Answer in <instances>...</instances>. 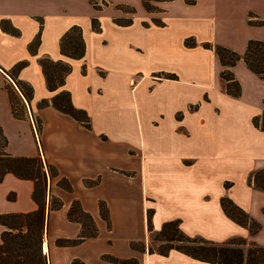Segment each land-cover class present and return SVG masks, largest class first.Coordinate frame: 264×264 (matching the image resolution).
<instances>
[{
    "label": "crops",
    "instance_id": "1",
    "mask_svg": "<svg viewBox=\"0 0 264 264\" xmlns=\"http://www.w3.org/2000/svg\"><path fill=\"white\" fill-rule=\"evenodd\" d=\"M94 1L0 0V127L7 138L5 151L17 157L38 156L45 170L50 164L58 173L56 178L47 175L45 190L42 251L48 264H72L75 260L84 264H119L111 258L132 261L130 264H211L174 248L165 253L151 248L150 233L159 232L165 222L175 220L188 236L216 243L245 238L264 246V191L249 182L251 172L264 166V129L253 123L256 118L261 122L264 80L240 58L230 70L241 92L238 97L228 95L219 77L223 66L213 49L218 44L243 55L249 39L264 40V24L248 23L249 19L264 20V0H243L246 4L242 9L237 5L241 0H197L194 4L184 0L156 1L160 10L156 13L166 14L167 18L162 26H145L130 18H125L131 20L127 25L116 22L130 13L154 14L144 9L142 0ZM238 10L245 14L243 24L236 29L230 26L232 21H227L226 40L222 39L218 36L223 29L220 19ZM93 19L100 31L92 28ZM170 21L192 26L184 29L180 49L182 57H191L184 59L191 63V76L188 78L189 72L182 68L159 71L174 76L157 79L151 75L158 72L138 76V71L128 76L130 93L146 75L153 84L176 82L198 90L194 98L181 96L169 112L161 114L163 121L173 125L166 126L164 144H155L146 138L140 111L137 135L131 134L128 128L118 126L107 103L95 101L97 95L89 82L91 72L102 77L105 73L89 65L96 49L109 43L106 25L113 29H144L164 27ZM74 25L81 29L85 45L80 59L63 55L59 47L61 37ZM37 35L39 43L32 53L29 45ZM186 38L193 40L191 46L184 42ZM44 58L71 66L56 90L47 88L40 64ZM16 81L30 85L31 99L23 96ZM61 91L69 92L75 108L86 111L89 127L52 106L53 97ZM10 96H16L13 106ZM42 101L47 104L40 106ZM108 102L111 106L118 104L113 97ZM106 123H115L114 128ZM237 147L253 151L242 180L229 173L239 165L232 152ZM60 178L66 179L69 189L58 184ZM33 190V180L5 173L0 181V214L35 210L38 205ZM223 196L260 223L259 231L251 234L247 226L226 215L220 202ZM51 197L61 206L50 208ZM74 201L91 216L96 235L75 244L58 245V239H75L81 234V224L67 215ZM100 204L105 207V216ZM5 229L0 224V238Z\"/></svg>",
    "mask_w": 264,
    "mask_h": 264
},
{
    "label": "trees",
    "instance_id": "2",
    "mask_svg": "<svg viewBox=\"0 0 264 264\" xmlns=\"http://www.w3.org/2000/svg\"><path fill=\"white\" fill-rule=\"evenodd\" d=\"M150 1H169V0H142V5L146 11H160L154 7ZM197 0H184L186 4H194ZM123 10L133 9L127 6H121ZM128 11V10H125ZM252 15L250 14V17ZM154 25L162 26L163 22L157 18L153 20ZM250 24L263 25L264 20H257ZM118 24L127 25L131 22L116 20ZM148 26L147 23H144ZM92 28L95 31H100V26L96 20H92ZM39 43V35L29 45L32 53L35 52L36 46ZM192 43L186 45L191 46ZM60 52L74 59H80L84 56L85 45L82 38L81 29L78 26L70 27L66 33L61 37L59 42ZM205 47H210L208 44ZM213 49L218 57V60L223 66L219 72V77L225 82V92L233 97H238L241 92L240 84L234 77L230 67L242 58L247 68L257 74L264 80V40L249 39L243 55L238 54L231 48L214 45ZM43 73L46 79V85L49 90H56L64 83L65 76L70 72L71 66L65 61H53L48 58L40 60ZM22 63L16 66L18 69ZM170 75L169 77H173ZM16 84L23 94L29 100L32 97V88L30 85L16 81ZM13 97L10 96V101L13 106ZM46 101H42L40 106H45ZM52 106L78 120L82 125L89 127L90 120L85 110L75 108L71 101L70 95L67 91L57 93L52 99ZM14 114L16 112L13 110ZM38 124L39 121L37 120ZM254 125L260 126L264 129V108L260 124L258 119L253 120ZM7 138L0 127V181L5 173H12L20 178H28L34 182V190L32 193L33 199L36 201L38 207L27 213H10L0 214V224H3L6 229L2 232L0 238V264H48V257L42 251L43 232L45 226V190L47 184V175L50 178L58 176L57 170L54 166L47 164L44 169V164L40 157H17L12 156L5 151ZM250 184L259 190L264 191V166L257 168L249 175ZM58 184L69 189L68 182L65 178L58 179ZM221 206L230 218L239 224L245 225L249 228L251 234L256 233L260 229V223L250 218L241 208H239L231 199L226 196L220 199ZM61 203L56 198L51 197L50 208L60 207ZM101 213L105 216V207L100 204ZM68 218L77 221L81 224V234L75 239H58V245L75 244L86 237L96 235V227L91 216L82 210L79 203L74 201L68 211ZM149 216V212H148ZM148 228L151 230V224L148 217ZM165 240L170 242L169 249H177L192 258L207 261L211 264H264V246H260L253 241H248L245 238H232L224 243H216L199 236H188L184 234L180 227L179 221L165 222L160 231ZM177 242L176 244H172ZM241 246H246L247 251L244 252ZM162 253L166 251L158 250ZM119 264H130L132 261L117 260L111 258ZM72 264H84L79 260H75Z\"/></svg>",
    "mask_w": 264,
    "mask_h": 264
},
{
    "label": "rangeland",
    "instance_id": "3",
    "mask_svg": "<svg viewBox=\"0 0 264 264\" xmlns=\"http://www.w3.org/2000/svg\"><path fill=\"white\" fill-rule=\"evenodd\" d=\"M91 1L93 3L95 2L94 0ZM257 1L251 0L247 2L257 3ZM150 3L154 7H157L155 6V1H150ZM245 4L243 0L237 3L240 9ZM157 9L159 8L157 7ZM133 11L135 10L133 9ZM156 11H152L154 14H150V16L147 14L130 13L126 14V17L118 20L123 22L127 21L125 18H130L132 21L140 20V22L153 25V20L157 18L165 24V20L167 19L166 14L156 13ZM244 15L238 10L237 14L226 16L227 18H221L220 22L222 23H220V27H223V29L219 31L218 36L226 40V28L230 24L231 27L239 29L240 25L243 24ZM227 21H232L233 23L228 24ZM252 22L256 23L258 21L252 19ZM184 29H192V26L189 23L181 24L179 21H170L164 27L144 29H139L136 26L126 29H113L112 26L106 25L105 35L109 39V43L98 47L96 53L94 52L92 54L90 68H98L105 73L104 78L99 76L95 71L91 72L89 82L92 85L91 89L94 91V94L96 93L97 95L95 101L101 104L107 103L110 109H113L111 116L117 120L118 126L128 128L131 134L137 133L136 126L140 120V111L142 122L145 126V135L150 143L164 144L166 126L167 124L168 127L173 125L170 121H163L161 114L169 112L172 103L179 97L182 96L191 99L197 95L198 89L191 85H180L176 82H155L153 84L154 81L151 80L152 78L169 77L170 74L159 72L166 68H174L177 70H181L182 68L184 71L189 72V74L186 73L188 78L191 76V63L184 60L187 58L191 59V57H182L180 51L182 48L181 37L184 34ZM192 41L191 38L184 39L186 44L192 43ZM137 47L138 49H136ZM138 71V76L142 73L152 71L158 73H153L151 75L152 78L147 75L143 77L140 83L136 85V91L131 94L128 87V76L136 74ZM134 80H136V77ZM112 97L118 102L117 106H111L109 104L108 100ZM15 98L16 96L12 99ZM116 109H118V112ZM150 119L153 120L151 124L148 123ZM109 120L114 119L110 117ZM114 124L106 123L108 125L107 127L112 129L114 128ZM232 152L239 165L229 171L231 173L230 176H236L242 180L246 161H248V156L253 154V151L248 147H237L232 149ZM228 184L229 182L225 183L226 186ZM150 239L151 248L156 250L166 251L171 244L165 240V237L160 232H151ZM176 243L174 242L172 244ZM241 247L244 252L247 251L246 246Z\"/></svg>",
    "mask_w": 264,
    "mask_h": 264
}]
</instances>
